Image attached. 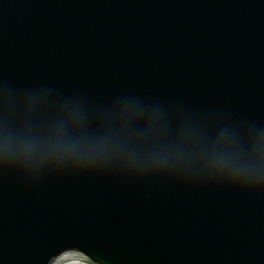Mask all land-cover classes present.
Here are the masks:
<instances>
[{
    "label": "water",
    "instance_id": "water-1",
    "mask_svg": "<svg viewBox=\"0 0 264 264\" xmlns=\"http://www.w3.org/2000/svg\"><path fill=\"white\" fill-rule=\"evenodd\" d=\"M157 135H264V0H0V135L117 106ZM128 135L138 138V128ZM264 264V191L195 173L0 167V264Z\"/></svg>",
    "mask_w": 264,
    "mask_h": 264
},
{
    "label": "clouds",
    "instance_id": "clouds-1",
    "mask_svg": "<svg viewBox=\"0 0 264 264\" xmlns=\"http://www.w3.org/2000/svg\"><path fill=\"white\" fill-rule=\"evenodd\" d=\"M158 117L130 103L117 106L104 130L81 134L82 118L70 107L39 136L5 130L0 135V167L41 170L74 166H117L145 174L195 173L246 189L264 191V135L219 132L201 137L181 128L170 141L157 135ZM139 129V137L128 135Z\"/></svg>",
    "mask_w": 264,
    "mask_h": 264
},
{
    "label": "rangeland",
    "instance_id": "rangeland-1",
    "mask_svg": "<svg viewBox=\"0 0 264 264\" xmlns=\"http://www.w3.org/2000/svg\"><path fill=\"white\" fill-rule=\"evenodd\" d=\"M64 254L68 255V258L60 257L53 264H95L85 255L76 251H69Z\"/></svg>",
    "mask_w": 264,
    "mask_h": 264
},
{
    "label": "bare ground",
    "instance_id": "bare-ground-1",
    "mask_svg": "<svg viewBox=\"0 0 264 264\" xmlns=\"http://www.w3.org/2000/svg\"><path fill=\"white\" fill-rule=\"evenodd\" d=\"M60 257H66V258H68V255H66V254L63 253V254H61L59 257H57L56 259L58 260ZM56 259L54 260V262L56 261ZM54 262H53V263H54ZM53 263H52V264H53Z\"/></svg>",
    "mask_w": 264,
    "mask_h": 264
},
{
    "label": "snow or ice",
    "instance_id": "snow-or-ice-1",
    "mask_svg": "<svg viewBox=\"0 0 264 264\" xmlns=\"http://www.w3.org/2000/svg\"><path fill=\"white\" fill-rule=\"evenodd\" d=\"M69 251H71V249H69Z\"/></svg>",
    "mask_w": 264,
    "mask_h": 264
}]
</instances>
